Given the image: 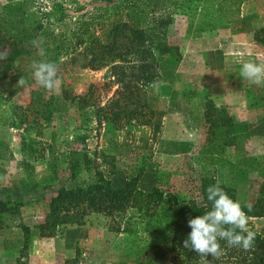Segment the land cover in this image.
Returning <instances> with one entry per match:
<instances>
[{"label":"rangeland","instance_id":"374dc122","mask_svg":"<svg viewBox=\"0 0 264 264\" xmlns=\"http://www.w3.org/2000/svg\"><path fill=\"white\" fill-rule=\"evenodd\" d=\"M117 3L0 0V70L11 43L27 48L0 79V201L21 202V222L30 227L26 250L20 228L0 230V264H136L146 247L170 244L165 220L132 209L112 217L91 213L83 225L39 237L37 224L57 191L92 184L98 175L114 187L136 179L140 190L158 188L179 204H202L204 180L234 190L241 206L264 195V85L241 76L243 62L264 63V47L253 40L264 26V0H244L249 32L238 34L189 32L175 16L169 31L180 56L158 58L160 77L149 94L155 117L148 126L121 129L95 121L92 105H104L117 86H104L107 69L88 64V47L104 40ZM34 61L54 62L62 84L51 91L50 120L36 126L32 116L22 131L9 123L14 107H25L40 87ZM92 87L84 108L65 98V91L79 97ZM252 221L264 228V218Z\"/></svg>","mask_w":264,"mask_h":264},{"label":"trees","instance_id":"16d2710c","mask_svg":"<svg viewBox=\"0 0 264 264\" xmlns=\"http://www.w3.org/2000/svg\"><path fill=\"white\" fill-rule=\"evenodd\" d=\"M114 19L105 30L104 40H97L88 47L89 68L95 71L107 69L108 81L104 86H117L113 95L104 105H92V115L98 126L110 123L121 129L127 125L148 126L155 117V110L149 103L151 88L159 80V57H179L180 50L170 36L169 26L175 16L185 20L186 30L203 33L229 31L232 34L249 32V18L240 13L244 0H117ZM28 32L35 29L32 23ZM170 36V37H169ZM254 43L264 47V26L254 31ZM20 41L11 43L12 52L1 67L0 79L14 62L16 56L26 52L19 47ZM33 45V42L30 46ZM93 87L79 97L65 98L77 103L81 108L88 106L93 99ZM53 95L42 87L30 92L25 107L15 106L10 125L26 131L29 118L39 126L41 120L51 118ZM3 104L0 102V106ZM90 106V105H89ZM211 108V105H209ZM25 125V128H21ZM76 168L71 176L75 177ZM204 202L197 204L188 201L177 203L174 196L165 194L158 188L144 192L137 186L136 179L128 180L122 187H114L111 182L98 175L96 182L71 189L61 188L51 198L45 219L37 224L39 237L52 238L57 230L68 225H83L85 217L94 213L105 216L123 215L129 210L152 212L165 220L171 230L168 245H151L144 249L136 264H201L200 256L183 247L191 229L188 220L203 215L210 210L207 188L216 183L203 181ZM235 199L234 190L220 185ZM18 201H0V230L10 227L20 228L23 232V250L30 240V227L21 222ZM249 217V230L255 233L251 246L229 247L226 241H219L223 255L213 258L209 254V264H264V228H257L252 219L264 218V195L254 203L241 206Z\"/></svg>","mask_w":264,"mask_h":264},{"label":"clouds","instance_id":"9594fccd","mask_svg":"<svg viewBox=\"0 0 264 264\" xmlns=\"http://www.w3.org/2000/svg\"><path fill=\"white\" fill-rule=\"evenodd\" d=\"M38 47L39 55H44L43 48ZM32 76L36 84L47 91H59L62 84L57 75L54 62L39 61L31 65ZM241 76L255 85H264V63L246 61L241 66ZM21 78L18 85L23 86ZM207 200L211 208L203 215L188 220L191 232L183 241V247L196 252L201 258V264H209L206 257L211 254L213 258L223 255L219 241H226L229 247H242L248 249L254 239L255 233L249 230V217L242 209L241 204L233 200L217 183L207 188Z\"/></svg>","mask_w":264,"mask_h":264}]
</instances>
